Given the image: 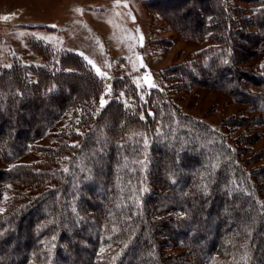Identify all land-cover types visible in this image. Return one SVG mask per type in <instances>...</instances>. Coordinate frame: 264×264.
Instances as JSON below:
<instances>
[{"label":"trees","instance_id":"16d2710c","mask_svg":"<svg viewBox=\"0 0 264 264\" xmlns=\"http://www.w3.org/2000/svg\"><path fill=\"white\" fill-rule=\"evenodd\" d=\"M145 8L209 43L164 69L168 89H219L248 109L214 129L168 90L129 75L108 88L79 53L29 39L41 63L0 67V156H40L0 167V264H264V147H252L264 128V0ZM68 110L72 127L36 145ZM109 238L122 245L112 259L100 250Z\"/></svg>","mask_w":264,"mask_h":264},{"label":"rangeland","instance_id":"374dc122","mask_svg":"<svg viewBox=\"0 0 264 264\" xmlns=\"http://www.w3.org/2000/svg\"><path fill=\"white\" fill-rule=\"evenodd\" d=\"M147 1L0 0V67L10 66L18 57L28 63H41V54L29 43V39H39L57 49L82 55L96 73L97 69L103 73L97 74L105 79L108 88H111L114 77L129 75L138 87L157 86L168 90L183 114L204 121L214 129L224 130V123L246 111L247 105L236 102L219 89H168L163 79L164 69L193 57L209 43H193L179 37L161 17L149 15L145 8ZM5 16L9 19L4 20ZM160 39L172 43L165 46L157 43ZM102 99L104 105L107 99ZM103 105L100 101V107ZM71 116L72 111H66L36 145H51L54 133L72 127L69 123ZM261 130L262 138L252 146L254 151L264 147V128ZM240 131L230 132L232 140ZM39 156L37 148L11 162L0 156V167L32 163ZM11 194L8 190L7 196ZM121 246L119 241L109 238L100 250L112 259Z\"/></svg>","mask_w":264,"mask_h":264},{"label":"snow or ice","instance_id":"6c2138e0","mask_svg":"<svg viewBox=\"0 0 264 264\" xmlns=\"http://www.w3.org/2000/svg\"><path fill=\"white\" fill-rule=\"evenodd\" d=\"M3 19H4V20H7V19H9V17L5 16V17H3ZM90 63H91V61H90ZM97 73L100 74V75H103V73H101L99 69H97ZM150 86H154V85H151V84H150ZM103 103H104V101H103V99H102V100H101V104L103 105Z\"/></svg>","mask_w":264,"mask_h":264}]
</instances>
